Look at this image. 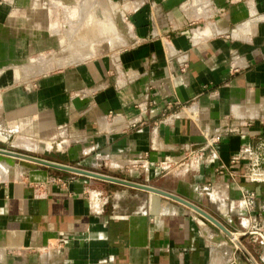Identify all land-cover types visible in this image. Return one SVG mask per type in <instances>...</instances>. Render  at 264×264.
I'll return each instance as SVG.
<instances>
[{
  "label": "crops",
  "instance_id": "0c3cea01",
  "mask_svg": "<svg viewBox=\"0 0 264 264\" xmlns=\"http://www.w3.org/2000/svg\"><path fill=\"white\" fill-rule=\"evenodd\" d=\"M77 5L0 0V149L172 194L264 264V178L232 164L264 142V0H100L85 40L115 46L111 10L127 45L45 63ZM206 222L142 188L0 165V264H248Z\"/></svg>",
  "mask_w": 264,
  "mask_h": 264
},
{
  "label": "rangeland",
  "instance_id": "374dc122",
  "mask_svg": "<svg viewBox=\"0 0 264 264\" xmlns=\"http://www.w3.org/2000/svg\"><path fill=\"white\" fill-rule=\"evenodd\" d=\"M77 5L75 13L73 12H68L65 10L60 9V16L58 17V23L56 30H60L61 35L63 38L67 40V43L63 41L64 47L61 48L60 52H56L51 54L49 58H45V63L50 61L57 60L62 61L65 63H74L80 60H83L85 58H88L92 55H96L101 51H108L110 49H116L122 44L127 45V38L125 35H127V30L124 29L120 25V20L115 19L112 16L111 10L109 11L110 13L107 16L108 18L105 19V22L107 23L108 26H112V29L108 30V34L110 36V39H112L115 42V46H111L110 44L112 43L109 40H105L102 42L100 39H98L96 42L92 44L93 48H91V42L86 41L85 39L87 38L85 35H87V30L88 31H97L99 27H97V24L100 23V12L98 11L99 9L94 8L95 5L98 6L100 3V0H76ZM92 1V2H91ZM92 5V8H87L86 5ZM90 17L92 19V25L90 28H85V22L86 18ZM60 21V22H59ZM114 31V32H113ZM71 39V41H69ZM73 39H76V41L80 42H72ZM95 40V38H94ZM117 40L119 43H116ZM124 40V41H123ZM65 43V44H64ZM98 47V48H97ZM91 49V50H90ZM75 54V55H74ZM59 57V58H57Z\"/></svg>",
  "mask_w": 264,
  "mask_h": 264
},
{
  "label": "water",
  "instance_id": "95a60500",
  "mask_svg": "<svg viewBox=\"0 0 264 264\" xmlns=\"http://www.w3.org/2000/svg\"><path fill=\"white\" fill-rule=\"evenodd\" d=\"M1 164H4V165L8 166V168H11V169L23 168V169H30V170L38 169L39 166H47V167L65 170V171L78 173V174H82V175H87V176H91V177H95V178H101V179H105V180L115 181V182H118L121 184H125V185L132 186V187H137V188H142V189H145V190L157 193V194L164 195L168 198H171L173 200H176V201L186 205L190 209L194 210L198 215H200L201 217L206 219L207 226H209L215 232V234L217 236L216 242H218V243L223 242V238L220 237L221 232H223L225 235L224 241L233 240L232 243L236 244L238 246V248L248 258V260L251 264H258L256 262V260L251 258L250 254L248 253L246 248L242 245L241 241L236 239L234 234H232L229 230H227L222 224H220L217 220H215L212 216H210L209 214H207L206 212H204L200 208H198V207L192 205L191 203H189L185 200H182L181 198H178L172 194H168L166 192L157 190V189L149 187V186L139 185V184H135V183H132L129 181H125V180L109 178V177L101 176L98 174H92L90 172H86V171L79 170L76 168H72V167H68V166H62V165L54 164V163H51L48 161L40 160V159L32 157V156L22 155V154H18L15 152L0 149V165ZM249 262H248V264H249Z\"/></svg>",
  "mask_w": 264,
  "mask_h": 264
},
{
  "label": "built area",
  "instance_id": "2783aa9c",
  "mask_svg": "<svg viewBox=\"0 0 264 264\" xmlns=\"http://www.w3.org/2000/svg\"><path fill=\"white\" fill-rule=\"evenodd\" d=\"M221 141V136H217L214 139L215 143H218ZM242 160H249L250 162V168L251 171L249 173L250 177L254 179H263L264 175H261L257 172L259 168L262 167L263 161H264V142L261 144L258 150L252 151V150H246L242 155L238 156L232 161L233 165L239 164ZM254 199V194L250 193L244 198V204L246 208H251L252 201ZM251 235L258 236L261 240H264L263 233H259L258 231L250 232Z\"/></svg>",
  "mask_w": 264,
  "mask_h": 264
},
{
  "label": "bare ground",
  "instance_id": "6f19581e",
  "mask_svg": "<svg viewBox=\"0 0 264 264\" xmlns=\"http://www.w3.org/2000/svg\"><path fill=\"white\" fill-rule=\"evenodd\" d=\"M13 170H16V169H13ZM236 239H237V237H236Z\"/></svg>",
  "mask_w": 264,
  "mask_h": 264
}]
</instances>
